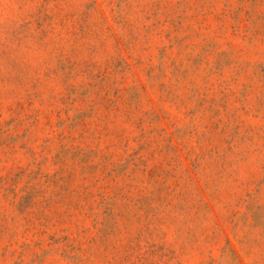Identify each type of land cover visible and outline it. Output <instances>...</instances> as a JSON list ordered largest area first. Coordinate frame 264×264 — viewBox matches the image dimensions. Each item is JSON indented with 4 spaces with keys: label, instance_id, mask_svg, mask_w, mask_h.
I'll return each instance as SVG.
<instances>
[{
    "label": "rangeland",
    "instance_id": "rangeland-1",
    "mask_svg": "<svg viewBox=\"0 0 264 264\" xmlns=\"http://www.w3.org/2000/svg\"><path fill=\"white\" fill-rule=\"evenodd\" d=\"M0 264H264V0H0Z\"/></svg>",
    "mask_w": 264,
    "mask_h": 264
}]
</instances>
